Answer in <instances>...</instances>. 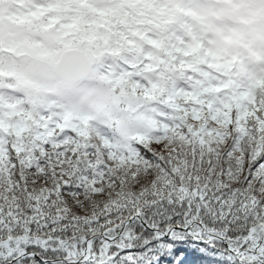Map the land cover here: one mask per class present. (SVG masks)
<instances>
[{
    "label": "snow or ice",
    "instance_id": "obj_1",
    "mask_svg": "<svg viewBox=\"0 0 264 264\" xmlns=\"http://www.w3.org/2000/svg\"><path fill=\"white\" fill-rule=\"evenodd\" d=\"M190 240L264 264V0H0V264Z\"/></svg>",
    "mask_w": 264,
    "mask_h": 264
},
{
    "label": "trees",
    "instance_id": "obj_2",
    "mask_svg": "<svg viewBox=\"0 0 264 264\" xmlns=\"http://www.w3.org/2000/svg\"><path fill=\"white\" fill-rule=\"evenodd\" d=\"M202 255L211 257L212 253L206 252L199 242L190 240L179 248V254L174 258L173 264H180L181 261H183V264H204L200 259ZM169 259L173 258L169 256L165 261H162L161 264H167Z\"/></svg>",
    "mask_w": 264,
    "mask_h": 264
}]
</instances>
